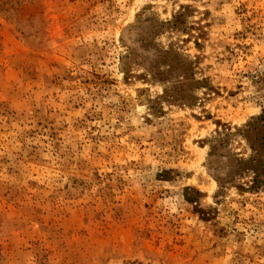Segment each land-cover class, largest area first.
<instances>
[{"label":"rangeland","instance_id":"rangeland-1","mask_svg":"<svg viewBox=\"0 0 264 264\" xmlns=\"http://www.w3.org/2000/svg\"><path fill=\"white\" fill-rule=\"evenodd\" d=\"M261 114L264 0H0V264H264Z\"/></svg>","mask_w":264,"mask_h":264},{"label":"trees","instance_id":"trees-1","mask_svg":"<svg viewBox=\"0 0 264 264\" xmlns=\"http://www.w3.org/2000/svg\"><path fill=\"white\" fill-rule=\"evenodd\" d=\"M262 120H264V114H261V115H259L257 117L252 118L248 122L246 127L243 129V131H242V136L244 138H246V140L248 141V144H249V146L251 148L252 156H251V159L250 158H248V159L247 158H245V159L237 158L238 165H243V163L245 161L247 162L246 166L243 165V167L240 170L237 171L238 174L251 171V172H253L256 175H258L259 173L260 174L262 173L261 175L264 176V169L260 168L258 165H256V166L251 165V164L255 163V160H258L259 163L261 161L263 163V165H264V125H263V128H262L263 129V140H262V143H261V147L259 149L256 147L254 142L251 141L250 136H249L250 132H253V131L257 130V127L260 124L259 122L262 121ZM211 153L214 154L213 151ZM257 155H261L262 158L258 157L259 159H257L256 158ZM250 160L251 161L253 160L254 163L253 162L250 163ZM260 171H262V172H260ZM261 182L264 184V180H261ZM187 190H190V188L187 189ZM195 191L198 193V196L202 195V192H200L199 190H195ZM186 198L188 200H190V201H193V202H197V200H198V199H196L197 196L193 197V198H190V197L187 196Z\"/></svg>","mask_w":264,"mask_h":264}]
</instances>
